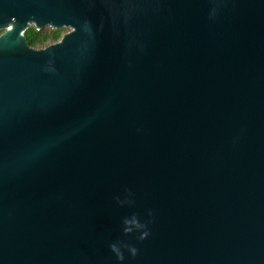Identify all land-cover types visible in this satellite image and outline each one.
I'll use <instances>...</instances> for the list:
<instances>
[{"label":"water","instance_id":"obj_1","mask_svg":"<svg viewBox=\"0 0 264 264\" xmlns=\"http://www.w3.org/2000/svg\"><path fill=\"white\" fill-rule=\"evenodd\" d=\"M0 30V264H264V0H0Z\"/></svg>","mask_w":264,"mask_h":264},{"label":"trees","instance_id":"obj_2","mask_svg":"<svg viewBox=\"0 0 264 264\" xmlns=\"http://www.w3.org/2000/svg\"><path fill=\"white\" fill-rule=\"evenodd\" d=\"M3 33L0 30V35ZM25 36L28 39L29 45L35 48H43L46 44L50 42L58 41L62 36V30L56 29L52 32H46L42 30H38L36 26H30L25 31Z\"/></svg>","mask_w":264,"mask_h":264},{"label":"rangeland","instance_id":"obj_3","mask_svg":"<svg viewBox=\"0 0 264 264\" xmlns=\"http://www.w3.org/2000/svg\"><path fill=\"white\" fill-rule=\"evenodd\" d=\"M30 26H35L34 24H30ZM60 30H62V35H64L65 33L69 32L70 30H72L70 27H62V28H59ZM42 31H46V32H52L53 30H56L54 28H52L51 26H45L43 29H41ZM3 31V30H2ZM53 42H48L46 44V46H48L49 44H51Z\"/></svg>","mask_w":264,"mask_h":264}]
</instances>
